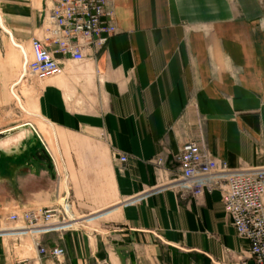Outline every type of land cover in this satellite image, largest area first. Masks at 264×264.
Listing matches in <instances>:
<instances>
[{"label": "crops", "instance_id": "1", "mask_svg": "<svg viewBox=\"0 0 264 264\" xmlns=\"http://www.w3.org/2000/svg\"><path fill=\"white\" fill-rule=\"evenodd\" d=\"M114 10L118 33L98 54L77 63L51 46L62 75L17 89L21 111L53 130V163L10 91L22 71L14 43L31 53L45 40V3L0 0V264H256L222 193L182 199L177 176L189 142L231 172L264 171V0ZM54 208L66 211L49 226L9 220Z\"/></svg>", "mask_w": 264, "mask_h": 264}, {"label": "built area", "instance_id": "2", "mask_svg": "<svg viewBox=\"0 0 264 264\" xmlns=\"http://www.w3.org/2000/svg\"><path fill=\"white\" fill-rule=\"evenodd\" d=\"M43 1L47 22L45 40L32 41L31 53L14 43L22 54V71L19 81L11 86L12 95L19 85L30 80L45 81L62 75L64 67L54 56L51 46H56V52L63 57L84 63L90 51L98 54L118 33L115 0ZM41 141L45 153L55 163L48 145ZM127 161V157H121L122 164ZM155 163L158 167L163 165L160 159ZM178 163L181 198L202 197L206 193L220 191L225 211L238 237L249 244L251 259L256 264H264V171L231 172L225 162L216 159L198 142H189L184 146ZM63 211L66 210L41 209L14 214L9 220L23 223L27 228L49 226L61 218ZM41 253L45 254V251L41 250ZM52 254L61 258L65 251L56 249Z\"/></svg>", "mask_w": 264, "mask_h": 264}, {"label": "rangeland", "instance_id": "3", "mask_svg": "<svg viewBox=\"0 0 264 264\" xmlns=\"http://www.w3.org/2000/svg\"><path fill=\"white\" fill-rule=\"evenodd\" d=\"M34 81L35 82H38L36 80H30V82H34ZM15 93L19 96V94H18L17 91ZM22 95L25 98L28 97V94L25 92V88L24 87L22 89ZM11 98H12V103H13L12 109L14 110V112H12V114L13 115H16V113L21 112V114H22L21 119L22 120H24L25 122H30L32 124L37 125V127L39 128V130L41 132V135L43 137V140L48 145V147H49V149H50V151H51V153L53 155V158H54V155H55L56 158H58V161H60V158L58 156L57 149H56L55 139L53 138V130L51 129V127L49 126V124H47L46 122L42 121L41 119H38V118H35V117H32V116H27L26 114H24L21 111L20 107H21V105H23L26 109L30 110L28 108L27 103H23V102L22 103L21 102L19 103L18 100L13 97V95H12ZM32 113H34V112H32ZM60 168H62V166H60Z\"/></svg>", "mask_w": 264, "mask_h": 264}, {"label": "water", "instance_id": "4", "mask_svg": "<svg viewBox=\"0 0 264 264\" xmlns=\"http://www.w3.org/2000/svg\"><path fill=\"white\" fill-rule=\"evenodd\" d=\"M43 157H44V159H46L47 161H50V158H49L48 155L45 153V151H43Z\"/></svg>", "mask_w": 264, "mask_h": 264}, {"label": "bare ground", "instance_id": "5", "mask_svg": "<svg viewBox=\"0 0 264 264\" xmlns=\"http://www.w3.org/2000/svg\"><path fill=\"white\" fill-rule=\"evenodd\" d=\"M17 94L14 93L13 97H15ZM16 98V97H15Z\"/></svg>", "mask_w": 264, "mask_h": 264}]
</instances>
